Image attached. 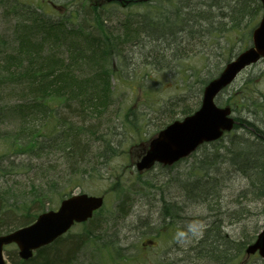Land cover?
Listing matches in <instances>:
<instances>
[{
  "label": "rangeland",
  "instance_id": "rangeland-1",
  "mask_svg": "<svg viewBox=\"0 0 264 264\" xmlns=\"http://www.w3.org/2000/svg\"><path fill=\"white\" fill-rule=\"evenodd\" d=\"M48 3L56 6L59 11L52 10ZM78 4L79 0H0L1 84L10 83L13 87L16 81H20L19 76L10 72L25 70L27 67L26 62L21 63L15 58L18 54V44L25 38L31 44L24 48L26 54H21L23 60L30 61L33 56L36 58V68H49L50 63L57 66L56 70L67 68L72 47L79 49L85 43L79 46L69 44L58 32L53 31L58 34L55 35L47 31V21L43 22L41 19L50 18L64 23L65 28L61 32L65 34L69 28L82 25L81 18L78 17L82 11L77 9ZM26 8L34 12V17L26 12ZM116 8V4L111 5L110 9L103 13L108 27L113 29H119L124 14L119 10L111 12ZM249 8L250 10L244 9L242 14L232 10L234 13L229 20L233 17L239 25L232 27L231 23V31L225 34V40L222 41L221 57L213 56L210 50L211 57L207 66L201 55L198 57L197 54L181 61L178 66V62L173 60L171 66L175 67L162 70H159L161 61L156 60L158 63L155 66L144 67L140 64L142 55H136L135 72L120 70L122 66H117L119 59L112 60L114 75L110 84L113 105L109 118L104 120L106 125L101 129L104 134L111 131L113 146H121L116 148L114 154H106L105 150L100 149L101 152L97 156L101 158H95L92 161L94 166L91 163L81 171L83 180L74 190L69 184L66 183L67 186L58 181L62 170H65L60 148H53L40 157L31 158L16 154L10 148L8 139L4 141L6 131L13 137L12 132L19 131L21 126L29 134L45 120L41 115H30L27 116L29 120L23 118V123H20L10 109L5 108L11 107L18 95L0 85V109L6 111L0 119V166L7 164L4 162L7 159L17 166L14 170L0 172L1 231L10 227L11 223L18 222L25 214H38L36 208L31 210L33 204L29 203L33 193L45 196L44 203L38 204L41 211L56 210L59 202L65 197L86 193L93 196L104 195V206L93 215V219L85 224H76L59 239L62 241L59 243L61 246L69 241L73 244L71 256L75 258L67 264H166L167 260L180 256L177 250H174L175 241L181 249L187 250L191 261L195 253L193 249L197 247L204 229L211 237H216L218 245L219 242H224L220 238L224 236L233 243V249L235 241L241 238L253 240L264 226V196L257 200L243 198L239 202L236 201L247 189L248 181L242 177L239 170L237 171V167L229 165L230 153H227L233 146L232 143L236 144L240 138L246 139L250 136L246 131L251 127L246 123L253 118L251 108L247 109V105H242L234 96H246L254 111L252 102H256L257 97L264 96V61L245 68L215 99L220 106L228 103L233 107V117L246 125V131L244 128L233 130L215 143L202 145L193 154L169 168L156 165L150 172L141 175L134 169L127 170L130 161L129 148L149 139V136L174 119H181L184 116L180 114L181 111L199 105L201 89L205 82L247 48L250 33L261 17L254 3ZM127 11L131 18L139 12L135 6ZM58 12L62 17L56 18ZM70 13L73 15L70 20L74 23L66 20V16L71 17ZM131 45L128 44L125 51L135 55L130 50ZM69 72L75 77L87 78L92 71L88 66H80L70 67ZM76 92L66 91L63 95L69 98L70 94ZM25 97L29 98L28 92ZM58 109L62 112L66 110L64 104H60ZM17 117L22 119L18 115ZM131 120L137 122L135 127L130 124ZM256 121L264 123L261 116H258ZM249 139L252 141L251 137ZM253 141V144H256V140ZM9 142L13 141L10 139ZM231 151L242 153L243 148L240 145ZM131 159L135 160L134 154ZM54 166L55 170L51 169ZM42 190L44 192H41ZM119 206L128 209L126 216L118 215ZM167 210L176 213L177 219L184 223V234L177 231V228H170L165 232L160 222L164 217L163 212ZM9 211L12 213L7 217ZM214 223L219 224L221 235L217 234L215 229L211 230ZM99 227L103 231H110L103 234ZM110 234L113 235L111 238ZM61 246L57 244L56 249L65 252ZM4 254L6 264H14L13 260L17 258L15 245L6 247ZM204 262L208 261L196 263ZM234 262L240 264L242 256L235 258L233 264ZM60 263L65 264L62 261ZM248 264H264V261L253 255Z\"/></svg>",
  "mask_w": 264,
  "mask_h": 264
},
{
  "label": "trees",
  "instance_id": "trees-1",
  "mask_svg": "<svg viewBox=\"0 0 264 264\" xmlns=\"http://www.w3.org/2000/svg\"><path fill=\"white\" fill-rule=\"evenodd\" d=\"M245 1L122 0L125 3V8L123 9L119 6V3H116L118 8L111 11L119 10L124 13L121 17L119 29H113L108 27L103 14L104 11L110 9V6L97 10L87 6L83 0H79L77 9L82 11L78 14V17L81 18V26L71 27L64 34L61 32L65 28L64 23L52 19H50L52 23H49L45 20L47 21L46 28L49 29L47 31L55 35L57 33L53 31L58 32L64 41L75 42V45L78 46L85 43L79 49L75 46L72 47L71 59L66 69L56 70L57 66L53 63L49 64V68L45 66L36 68V58L34 59L31 56L30 61H26L23 60L21 55L26 54L24 48L31 44L28 39L25 38L18 44V54L15 55V58L19 59L21 63L26 62L27 67L25 70L10 72L20 77V81H16L13 87L10 83H0L1 86H6L13 94L18 95L15 103L11 107L5 108L10 109L12 115L20 123H23V118L29 120L27 116L30 115L33 117L41 115L40 117H43L45 122L38 124L36 129L31 130L29 134L21 126L19 131L12 132L13 137L9 136L8 131H6L4 141L8 139V143L11 144L10 148L16 154L27 155L31 158H34V156L40 157L42 154L53 150V148H60L65 170H62L60 177L55 176L59 178L58 181L63 182L65 185L69 184L74 190V188L81 185L80 182L83 180L81 171L93 163L92 161L95 158H101L97 156L101 152L100 149L105 150L106 154L116 153V149L110 147L111 137L113 136L111 131L104 134L101 129L106 125L104 120L109 118V112L113 105L111 100L112 85L110 84V80L114 75L112 60L114 58L119 59L117 66H122L120 70L127 69L135 72L134 57L136 55H142L143 59H141L140 64L144 67L155 66L158 63L157 61H161L159 70H162L171 67L173 60L178 62L176 64L178 66L181 61L197 54L198 57L201 55L205 61L204 64L207 66L211 57L210 50L213 52V56L221 57L220 52L222 49L220 48L222 41L225 40V34L231 31V23L233 24L232 27L238 24L235 23L233 17L229 20L231 14L234 13L232 10L239 14H242L241 12L246 8L250 10L252 0ZM132 6L137 7L139 12H136L131 18L127 10ZM212 9L216 13H213ZM26 12L34 17V12L27 10V8ZM70 14L71 17L66 16V20L74 23L70 20L73 18L72 13ZM41 20L45 22L43 19ZM128 44H132L130 50L135 55L126 53L125 50ZM80 66H88L92 71L87 78L75 77L69 72L70 67ZM118 72L120 73V71ZM15 89L17 91L14 92ZM66 91L77 92L73 95L70 94L67 98L63 95L66 94ZM26 92L29 96L27 99L25 97ZM235 97L242 105H245V107L247 105V109L251 108V115L254 119L250 118L246 124L251 126L261 139H264V123L256 121L258 116L264 119V96L257 97V101L252 102L254 111L249 106L251 104H249L246 96L237 94L234 99ZM60 104L65 105V111L62 112L58 109ZM193 110L194 106H191L181 111L180 114L186 116ZM5 113L6 111L0 109V119ZM16 114L22 119L19 120ZM130 124L135 127L137 122L131 120ZM96 136L103 140L101 145ZM251 136L254 137L250 133V136L246 139L240 138L236 142L237 145L232 143L233 146L228 151L233 155L231 165L237 167V171L239 170L248 181L247 189L243 191L241 196L239 195L237 202L243 198L257 200L264 196V147L261 141L258 142L260 143L259 146L249 141ZM10 139L13 142H9ZM235 145L236 147L242 146L243 155V152L231 151L232 148H236ZM4 162L7 164L0 166V172L14 170L17 167L9 159L4 160ZM51 169L55 170V166ZM41 192H44V190ZM31 198V201L29 200L30 205L33 204L31 210L36 208V213L42 212L39 205L44 203L45 196L33 193ZM127 212V209L119 206L118 214L124 216ZM10 213L12 212L9 211L6 216L9 217ZM35 216V214H25L18 222L11 223L10 227L4 231H1L0 226V234L32 223ZM217 232L219 233V229H217ZM88 233H91L90 230ZM215 238L213 235L208 240L198 241L197 247L193 249L195 253L192 255L193 258L190 262L197 264L198 261L209 262V260H212L214 264H233L234 258L239 259L243 255L245 244H241L237 240L233 249L232 243L222 242L217 245ZM60 242L62 241L58 240L53 245L36 251L29 261L22 262L16 258L13 262L14 264H62L60 263L62 261L67 264L75 258V256L73 258L71 256L73 244L69 241L61 246ZM56 243L65 252L58 251ZM207 257L209 259H206Z\"/></svg>",
  "mask_w": 264,
  "mask_h": 264
},
{
  "label": "water",
  "instance_id": "water-1",
  "mask_svg": "<svg viewBox=\"0 0 264 264\" xmlns=\"http://www.w3.org/2000/svg\"><path fill=\"white\" fill-rule=\"evenodd\" d=\"M110 1L113 0H91V4L101 5ZM260 1L264 12V0ZM259 23L252 32L253 47L228 63L222 73L203 88L200 107L191 116L170 123V126L159 131L148 142L143 156L135 164L138 173L149 170L155 162L171 166L172 163L192 153L204 141H215L233 128L235 122L229 117L231 114L229 107L218 108L213 100L223 87L234 80L244 66L264 58V15ZM102 202V197L75 195L64 199L57 211L40 214L32 225L1 235L0 264H4L1 254L4 245L15 243L18 256L22 260H27L32 257L33 250L53 243L74 223L85 222L91 218L92 213L102 206ZM262 231L245 253L251 255L258 251L264 259V228Z\"/></svg>",
  "mask_w": 264,
  "mask_h": 264
},
{
  "label": "bare ground",
  "instance_id": "bare-ground-1",
  "mask_svg": "<svg viewBox=\"0 0 264 264\" xmlns=\"http://www.w3.org/2000/svg\"><path fill=\"white\" fill-rule=\"evenodd\" d=\"M212 12H213V9H212ZM69 44H72V45H75V42H72V41H69ZM221 52H222V50H221ZM220 52V53H221ZM235 60V58L232 60V61H230V62H228V63H231V62H233ZM172 67V66H171ZM174 67V66H173ZM247 125V124H246ZM246 125L244 124V123H240L234 130L236 131V129H245V131H246V129H247V127H246ZM251 127V126H250ZM252 128V127H251ZM251 128H249L247 131H246V133H249V135H250V133H252L253 135H254V137H252L251 136V138H252V142H254L253 140H256L255 141V145L256 146H259V144L260 143H258L259 141H261V143H263V147H264V139H261L260 138V136H259V134H256V132H254L253 131V128L251 129ZM256 138H258V139H256ZM97 140L99 141V144L101 145V143L103 142V140H101V139H99L98 137H97ZM204 144H210V143H208V142H206V141H204L203 142V145ZM113 145H112V140H111V145H110V147H112ZM121 146V145H120ZM119 146V147H120ZM117 145L116 146H113V148L114 149H116V148H119ZM129 150H131L130 148H129ZM227 155H229V152L227 153ZM229 157V165L230 166H232L231 165V159L233 158V155L230 153V155L228 156ZM163 218H161L162 219V222H160L163 226H165V227H167V228H173V230L175 229V228H177V231H179L180 233H183L184 234V231H185V225H184V223H182L180 220H179V218L177 219V217H178V215L176 214V213H173V212H171L170 210H167L166 212H163ZM99 229H100V227H99ZM101 230V229H100ZM102 232H103V234H105L106 233V231H108V230H101ZM204 232V234L202 235V236H200V238H199V240L198 241H203V240H208V239H210L211 238V235L209 234V233H207V230L206 229H204L203 230ZM258 235H259V233L256 235V237L253 239V240H250V241H248L246 238H241V240H239V243H241V244H245L244 245V249L245 248H248L249 246H252V244H254L255 243V241H256V239H257V237H258ZM56 264H58V263H56ZM198 264V263H197ZM201 264V263H200ZM202 264H210V261L209 262H204V263H202Z\"/></svg>",
  "mask_w": 264,
  "mask_h": 264
},
{
  "label": "flooded vegetation",
  "instance_id": "flooded-vegetation-1",
  "mask_svg": "<svg viewBox=\"0 0 264 264\" xmlns=\"http://www.w3.org/2000/svg\"><path fill=\"white\" fill-rule=\"evenodd\" d=\"M181 254L183 252L181 251ZM189 260L188 256L176 257V259H170L166 261V264H187Z\"/></svg>",
  "mask_w": 264,
  "mask_h": 264
}]
</instances>
